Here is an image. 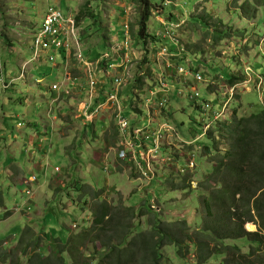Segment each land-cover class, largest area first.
<instances>
[{"label": "rangeland", "instance_id": "1", "mask_svg": "<svg viewBox=\"0 0 264 264\" xmlns=\"http://www.w3.org/2000/svg\"><path fill=\"white\" fill-rule=\"evenodd\" d=\"M244 1L235 3L234 0H150V11L153 13L147 24V33L153 38V42L144 50L143 44L136 39L138 8L133 0H0V73L9 69L19 72L23 66V73L18 79L27 78V70H30L34 76L43 79L41 83H36V78H33L36 87L43 85L41 88L46 97L51 95V91L55 94L51 103H41L39 100L36 103L33 98L23 105L18 97L25 92L28 82L21 83L17 85L19 91L14 93L15 102L7 109V115L15 117L21 114L25 119H37L39 115L46 117L48 114L57 133L53 137L56 150L45 160L49 165L42 179L48 181L47 184L41 185L34 193L32 187L38 184L39 175L33 174L37 181L26 185V194V187H15V181L11 182L12 185L6 181L0 183L1 247L10 249L11 254H21L20 250H17L16 241L26 224H32L39 235L43 236L42 233L50 231L51 234L55 233V237H67L70 230L77 231L78 226L83 225L82 222L89 226L95 211L91 187H99V191H102L103 187L104 190L100 193L102 199L99 201L107 200L114 205L132 206L134 212L141 210L145 205L158 213L162 221L185 220L192 238L185 237L181 244L183 247L188 245V251L179 257L176 254L177 247L173 244L167 245L162 249L160 264H193L196 256V245L192 241L195 239L193 232L198 230L205 216L200 201L201 193L204 192H201L198 183L205 180L215 166L208 157L203 156V147H211L212 141L216 140L219 143V154L224 153L227 148L221 138L215 139L207 134L216 124L229 121L235 110L240 118L264 106V7H257L255 16L251 15V12L241 13L237 8ZM50 6L60 8L75 18L79 42L72 41L64 53L56 51V63L51 62L48 54L33 61L30 58L33 55L34 36ZM83 6L92 8L97 14L96 18L88 15L79 19ZM167 22L179 26L175 28L173 25L174 37L180 47L178 52L174 51L175 47L168 40L161 38L166 34ZM125 41L129 50L125 52L129 58L126 56L124 59L129 60L125 63L127 78L121 70L114 71L113 76H108L104 70L102 73H92L95 67L106 66L105 55L108 53L114 54L111 56V59L115 60L113 64L122 65L123 55L121 51H116V45L124 44ZM112 43L115 46L110 47ZM164 47L169 49V54L162 56L160 53ZM145 57L148 63L143 65ZM63 63H66L68 72L75 73L72 77H85L84 97L80 101V96L73 100L75 92L78 93L74 88L79 87L80 83L66 78ZM180 67L195 69V74H202L203 79L197 81L195 76L188 75L187 70L181 71ZM55 68L60 69L59 76H54ZM166 72L168 77L164 76V82L167 88L157 99L161 102L166 100L168 105L157 109L155 104L158 100H153L151 105L147 104L145 94L150 97L148 90L154 89L152 86L157 76ZM116 73L120 75V79H115ZM232 76L242 78V81L231 87L227 78ZM14 77L15 75H12L9 79L10 77L3 76V79L8 84ZM56 80L74 82L70 94H61V91L52 89L53 81ZM91 81L97 83L95 93L100 91L104 95L120 87L118 103L123 104L119 105L116 112L126 115L129 119L134 116L143 121L140 124L139 120L131 121L132 125H147L143 115L151 111V118L155 121L153 129H162L160 124L167 127L160 143L166 144L174 156L179 155V162L166 165L155 162L156 177L151 180L147 166L145 173H148V176L139 177L133 161L119 159V134L113 121V111H110V125L101 123L103 114L98 115L94 121H84L85 108L91 105L92 100V89L87 90V83L90 84ZM31 86L34 88L33 84ZM133 87L138 88L136 92L131 91ZM195 93L199 96L195 97ZM135 95L138 96L136 99ZM230 95L232 97L228 99L225 111L221 113L222 103L224 104ZM204 102L210 103L218 113L216 118L211 109H200ZM92 121L96 126L94 134ZM206 124H209V127L204 128ZM104 127H108L105 135H109L110 141H107V138L98 140L99 138L94 136L100 135ZM86 133L92 134L90 136L93 137H86ZM141 134L148 135L150 140L149 134ZM145 144L148 145L144 148L147 152L151 144ZM88 145H94L95 148L92 150ZM217 149L212 155L218 154ZM145 154L147 157L148 153ZM169 158L164 159L167 161ZM191 158L195 159L198 168L195 172V168L185 172L188 167L187 160ZM67 172L75 175L78 182L66 181L64 176ZM54 174L55 180L51 178ZM70 193L74 195L71 197ZM29 196L32 197L27 200L29 203H26ZM48 197L51 202L47 201ZM49 203L51 205H48ZM16 207L19 209L15 210ZM50 211L56 212L59 221L55 218L52 222L45 218ZM147 218L146 214L139 215L135 223L146 230L150 226ZM74 224H77L76 228L73 227ZM245 229L256 231L258 225L247 222ZM259 232L262 241L255 249H259L258 256L261 258L264 254V234ZM51 234H48V240L42 241V247L47 252L54 243ZM241 244L242 257L251 259L252 256L248 253L250 245L244 241ZM212 258L206 264H220L221 259Z\"/></svg>", "mask_w": 264, "mask_h": 264}, {"label": "trees", "instance_id": "2", "mask_svg": "<svg viewBox=\"0 0 264 264\" xmlns=\"http://www.w3.org/2000/svg\"><path fill=\"white\" fill-rule=\"evenodd\" d=\"M133 1L138 8L136 39L146 50L147 45L153 42L147 33V24L153 13L150 11V0ZM239 1L234 0L235 3ZM257 7H264V0H245L237 10L251 12L255 16ZM88 15L96 18L97 14L89 6H83L79 19ZM56 51L61 53L62 47L51 51L55 59ZM147 63L145 57L143 65ZM190 72L195 74L196 70L190 69ZM241 81L242 78L236 76L227 78L231 87ZM207 135L221 138L227 148L219 154L216 140L212 141L211 147H203V156L216 163L205 180L198 183L204 191L200 201L205 216L198 230L193 232L195 239L192 241L196 245L193 264H206L212 257L221 259L220 264H264V254L259 258V249H255L262 241L259 231L264 234V106L240 118L235 110L229 121L216 124ZM216 149L218 154L214 156L212 154ZM197 168L196 164L193 172ZM103 190L92 192L95 211L89 226L83 223L77 231L70 230L67 237H55V233L50 231L39 235L32 224H26L16 241L21 254H11L10 249L0 244L1 264H160L162 249L167 245H175L179 257L188 251V245L183 247L181 244L185 237L192 238L185 220L162 221L158 213L145 205L134 212L132 206L99 201ZM145 214L150 226L143 230L135 222L139 215ZM45 218L59 221L55 211L48 212ZM244 222L256 223L258 230L248 231ZM48 234H51L54 243L47 252L42 247V241L48 240ZM235 240L250 245L248 253L251 259L242 257L240 251L243 244L230 242Z\"/></svg>", "mask_w": 264, "mask_h": 264}, {"label": "built area", "instance_id": "3", "mask_svg": "<svg viewBox=\"0 0 264 264\" xmlns=\"http://www.w3.org/2000/svg\"><path fill=\"white\" fill-rule=\"evenodd\" d=\"M41 24L42 25L40 26V28L38 29L37 33L34 36V42L32 46V50H33L32 60L33 61L37 59L38 57L42 56L44 53H46L47 55L48 52H51L60 47H63V46L68 47L70 43L74 40L77 43L79 42V31L76 26L75 18L73 16L67 15L66 13H64L62 10L58 8H55V7L48 8L46 14L43 17ZM116 51H121L123 54L122 65L120 66L117 65L116 71L121 70L124 72V75L126 76V74L128 73H127L125 63L129 62V60L124 61L126 56L127 58H129V56L125 53L129 51L127 42L125 41L124 44H117ZM161 54H164V55L167 54V49L163 48ZM105 57H107V55H105ZM50 58L52 61L53 57H50ZM180 68H181V71H186L183 67H180ZM119 77L120 75L116 73L115 79H120ZM195 79L197 81H200L203 78L199 73H197L195 75ZM0 84L4 86L3 81H0ZM89 85L92 91L95 92L94 90H95V86L97 85V83L95 81H91ZM157 85H158L159 90L157 92L151 93L150 98H146L145 103L151 105L153 100L157 99L158 95L167 88V84L164 82V75L161 74L158 77ZM72 88L73 86L69 87L59 82H54L52 84V89L56 91H61L63 94H70ZM119 88L116 91L112 90L110 93H108L106 96V100L103 101L104 103L98 102L94 104L93 103L94 97H92L91 105L88 108H85V118L84 119L86 121L94 120L95 118L98 117V115L102 114L103 111H106L105 104H108L109 106H111V111H113V115H114L113 121L115 122V127L117 128V132L119 134V142H118L119 150L117 151V157L122 160L129 159L133 161L135 163L136 172L138 173L139 177L148 176V173H145V170H146L145 167L147 166L149 170V174L151 175L150 179L153 180L156 177V174L154 171L155 162H157L158 164H163V165H166L172 162L178 163L180 156L179 155L177 157L174 156V153L172 154L170 153V150L168 149V146H166V144L160 143V138L162 139L164 137L163 131L167 127L164 126V124H160V127H162V129H159L158 131L153 129V125L155 121L152 120L151 118V114H152L151 111L143 115L144 119L147 121V125H144L142 127H138L139 125L134 126L131 124V121H137V120H139V124H140L141 122H143L141 119L135 118L134 116L131 119H129L128 117H126V115L119 114L116 112L117 108L120 105V103H118ZM232 89L233 88H231V90ZM161 95L164 96V94H161ZM198 96L199 94L195 93V97H198ZM231 97L232 95H230L229 97L225 99L224 104L222 103V109L220 111L221 113L225 111L226 105L228 104V99ZM166 104H167L166 100H163L162 102L158 100L155 106L157 109H159V108L166 106ZM201 108L203 111H209L211 109L213 114H215V118H216L217 116L216 114L218 113L214 111V108L211 106L210 103L204 102L201 105L200 109ZM208 125L209 124H206L204 128L208 127ZM143 132L151 136L150 140H149L148 135L141 134ZM167 133L168 132H166V134ZM145 143L151 144L147 152L144 151V148L148 146ZM145 153H148L147 157ZM159 156L161 158H158ZM164 158H169V159L165 161ZM187 162H188V167L185 168L184 170L185 172L190 171V169H194L196 166L194 158H191L189 161L187 160ZM36 181H37V177L32 176L30 178L25 179L23 181V184L26 186Z\"/></svg>", "mask_w": 264, "mask_h": 264}, {"label": "crops", "instance_id": "4", "mask_svg": "<svg viewBox=\"0 0 264 264\" xmlns=\"http://www.w3.org/2000/svg\"><path fill=\"white\" fill-rule=\"evenodd\" d=\"M43 55H46V53H44ZM64 61H66V59ZM66 63H63V66H65L64 75L66 76V78L69 80L70 78H76L75 80L76 83H80L79 87L74 88L78 90V93L75 92L73 96V100L77 98V96H80V98H78L80 101L81 98L84 97L83 90L86 84L84 81L85 77H81V78L77 76L72 77L71 75L75 73L68 72L69 70H67ZM9 70L8 71L5 70L4 72H1L0 77L1 76L10 77L9 79H11L12 75H15L14 78H17V81L12 86H10L8 90L4 91L0 95V183L6 181V183H10V185H12L11 182L15 181V187L17 185H18L17 187L20 186L24 187L23 181L31 177L33 174H36L39 175V182L38 184H34L32 187L35 193L36 190L40 188L41 185L47 184L48 182V181L45 182L46 180H44V178L42 179V177L44 176V174H46V168L49 165L48 163H46L45 160L49 156H51L56 150L55 140H53V137L57 135L56 130L54 129V126H52V122L48 114L46 117H42L39 115L37 119L34 118L25 119L24 115L21 114L16 115L15 117L8 116L6 111L8 108H10L11 104L15 102L14 93L19 91L17 85H20L21 83L28 82L27 83L28 87L25 89V92L21 93V95L18 97V100L23 105L29 103V101H31V99L33 98H35L36 103H38V100L41 103L42 102L51 103L52 102L51 98L55 97V94L51 91V95L46 97V95L42 92V88H41L43 85H41V87L35 86V81L36 83H41L40 81H42L43 79L34 76L33 75L34 73L32 71L27 70V74H26L27 78L18 79L20 71L15 72L14 70L11 71ZM59 71H60L59 68H55L53 72L54 76L58 75ZM33 78H36V80L34 81ZM6 79L8 80V78ZM31 84L34 85V88H32ZM73 100L71 101L73 102ZM105 100H106V95L101 94L99 91L97 95L94 96L93 103L94 104L98 102L104 103L103 101ZM71 101L69 102V104L71 103ZM105 110L106 111H103L102 113L104 117L101 123L110 125L109 118H111L110 116L111 106L106 105ZM107 129L108 127L107 128L104 127V130L100 135L96 134L97 137L99 138L98 140H105V138H107V141H110L109 135L107 136L105 135ZM95 130H96V126L95 123H93L92 134L96 133ZM92 134L86 133L85 135L86 137L91 138L93 137L90 136ZM58 136H60V134ZM90 147L92 148V150L95 148L94 145L91 146L88 145V148ZM55 175L56 174H54L53 177H51L54 180L56 179ZM57 176L62 177L61 175H57ZM64 178L65 179L67 178L66 181L71 180L74 182L75 180L78 182L76 176L68 172L66 176H64ZM58 181L57 183H60ZM91 189L99 191V187L97 189L95 188L93 189L91 187ZM101 189H103V187ZM26 192L28 193V188H26ZM73 195L74 194L70 193L71 197ZM31 197L32 196L27 197L26 203H29L27 200H30ZM49 198L50 197H48L47 201L51 202ZM85 200L86 199H84L83 202H85ZM48 205H51V203H49ZM5 211L6 209L4 210V212ZM53 220L54 219H52L51 221L53 222Z\"/></svg>", "mask_w": 264, "mask_h": 264}, {"label": "bare ground", "instance_id": "5", "mask_svg": "<svg viewBox=\"0 0 264 264\" xmlns=\"http://www.w3.org/2000/svg\"><path fill=\"white\" fill-rule=\"evenodd\" d=\"M50 7H54V6H50ZM58 9H60V8H58ZM61 10V9H60ZM70 14V13H69ZM73 15V14H72ZM112 46H115V44L114 43H112L111 45H110V47H112ZM58 49H60V48H58ZM68 49V47H65V46H63L62 47V51H61V53H64V52H66V50ZM48 55L50 56V57H52L53 56V54H51V52H48ZM111 56L112 55H110L109 53L107 54V57H106V66L105 67H102V66H97V67H95L94 69L93 68H90V69H93V73H102L103 72V70H104V73H106V74H112V73H114V71H116V66L117 65H115V64H113L114 62H115V60H112L111 59ZM30 59H32V57L30 58ZM52 61H54L55 63H56V59L55 58H53V60ZM51 61V62H52ZM54 63V64H55ZM22 73H23V66H22V68H21V70H20V74L19 75H22ZM27 74V73H26ZM114 74H112V76H113ZM65 80V79H64ZM64 80H61V81H57V82H59V83H62V84H64V85H67V86H69V87H71V86H73L75 83L74 82H71V81H69V83H65L64 82ZM70 80H73V81H75L76 80V78H70ZM0 81H3L4 82V86L3 85H0V95L4 92V91H6V90H8L9 88H10V86H12L16 81H17V78H13L12 79V81L11 82H9L8 84L6 83V81H5V79H3V76H1L0 77ZM87 88H90V85L88 84V87ZM61 94H63L62 92H61ZM108 94V93H107ZM96 95V93L95 92H93L92 91V93L90 94V97H94ZM107 96V95H106ZM105 105H108V104H105ZM84 121H86L85 119H84ZM201 124V123H200ZM215 124V123H214ZM213 124V125H214ZM142 125V124H141ZM209 127V126H208ZM213 128H214V126H213ZM201 129V128H200ZM201 131H203V130H201ZM215 131V130H214ZM194 132V131H193ZM196 132V131H195ZM197 134V133H196ZM199 136V135H198ZM110 139V138H109ZM119 142V141H118ZM119 146V145H118ZM103 151V150H102ZM114 151V150H113ZM131 161V160H130ZM182 161V160H181ZM112 163H113V161H112ZM181 163V162H180ZM215 163H216V161H215ZM214 163V164H215ZM123 164V163H122ZM172 164V163H171ZM176 164V163H175ZM188 164V163H187ZM161 165V164H160ZM176 166V165H175ZM179 166V165H178ZM188 166V165H187ZM133 167V166H132ZM186 167V166H185ZM134 168V167H133ZM181 168V167H180ZM165 169V168H164ZM157 170V169H156ZM128 171V170H127ZM124 172V171H123ZM133 172V171H132ZM155 172H157V171H155ZM184 174V173H183ZM186 174H188V173H186ZM160 175V174H159ZM198 175V174H197ZM137 176V175H136ZM131 178V177H130ZM137 178V177H136ZM182 178V177H181ZM183 178H184V175H183ZM120 179V178H119ZM155 179V178H154ZM180 179V178H179ZM122 180V179H121ZM126 180V179H125ZM186 180V179H185ZM199 180V179H198ZM109 181H110V179H109ZM127 181V180H126ZM134 181V180H133ZM148 181V180H147ZM172 182V181H171ZM124 183V182H123ZM131 183V182H130ZM143 183V182H142ZM133 184V183H132ZM128 185V184H127ZM136 185V184H135ZM138 185V184H137ZM144 185V184H143ZM151 184H149V186H150ZM175 185V184H174ZM190 185V184H189ZM149 186H148V188H149ZM163 186V185H162ZM172 186V185H171ZM126 187V186H125ZM124 186H123V188H125ZM147 188V187H146ZM145 188V189H146ZM151 188V187H150ZM181 188V187H180ZM156 189V188H155ZM131 190V189H130ZM148 190V189H147ZM151 190V189H150ZM154 190V189H153ZM158 191V190H157ZM193 191V190H192ZM201 191V190H200ZM152 192H154V191H152ZM173 192V191H172ZM201 192H204V191H201ZM181 193V192H180ZM189 193V192H188ZM158 194V193H157ZM172 194V193H171ZM198 194H199V190H198ZM168 195H169V192H168ZM167 195V196H168ZM174 196V195H173ZM187 196H188V194H187ZM190 196V195H189ZM200 197V196H199ZM156 199V198H155ZM198 200V199H197ZM156 202V201H155ZM191 202V201H190ZM206 204V203H205ZM159 210V209H158ZM195 214V213H194ZM183 216V215H182ZM235 216V215H234ZM185 217V216H184ZM218 217V216H217ZM220 217H221V215H220ZM236 219V218H235ZM217 220V219H216ZM222 221V220H221ZM221 221H220V223H221ZM231 222V221H230ZM219 223V222H218ZM245 223V222H244ZM142 224V223H141ZM225 224V223H224ZM231 224H232V222H231ZM135 225V224H134ZM143 225H144V223H143ZM220 226V225H219ZM140 227V226H139ZM148 227V226H147ZM221 227V226H220ZM144 228V227H143ZM131 229H133V228H131ZM141 229V228H140ZM135 231V230H134ZM213 245V244H212ZM219 253V252H218ZM225 257V256H224ZM222 262V261H221Z\"/></svg>", "mask_w": 264, "mask_h": 264}, {"label": "clouds", "instance_id": "6", "mask_svg": "<svg viewBox=\"0 0 264 264\" xmlns=\"http://www.w3.org/2000/svg\"><path fill=\"white\" fill-rule=\"evenodd\" d=\"M173 25H175V28H178L179 26H178V24H170V23H165V31H166V34L165 35H163V36H161V38H163V39H166V40H168L170 43H171V45H173L174 47H175V52H178V51H180V47H178V45H179V43L177 42V40H176V38L174 37V29H173ZM163 39H161V40H163ZM164 48H166L167 49V54H165V55H168L169 54V49L167 48V47H164ZM123 55V54H122ZM160 55H162V56H165L164 54H161L160 53ZM123 57V56H122ZM123 61V60H122ZM185 69V68H184ZM190 69L191 68H188V69H185V70H187V72H189V74L188 75H190V76H195L196 74H193L192 72H190ZM141 74H143V72H141ZM185 74V73H184ZM247 73H246V71H245V75H246ZM108 75V74H107ZM162 75H164L165 77H167V72L165 73V74H162ZM201 76H202V74H200ZM109 76V75H108ZM160 76V75H159ZM159 76H157V78H156V81L154 82V85L152 86V87H154V89L153 88H151V89H149L148 91L150 92L149 94H151V93H153V92H157L158 90H157V88H158V85H157V79H158V77ZM128 77V75L126 76V78ZM203 77V76H202ZM126 80V79H125ZM137 89L138 88H134L132 91H137ZM112 91V90H111ZM110 91V92H111ZM109 92V93H110ZM138 96L137 95H135V99L137 98ZM150 98L149 97V95L148 94H145V98ZM145 98H144V100H145ZM154 98V97H153ZM121 104H123L122 102H120V105ZM166 105H168V103L166 104ZM94 121V120H93ZM93 121L91 122V123H93ZM88 122V121H87ZM196 164V163H195ZM25 186V185H24ZM28 187V186H27ZM26 187V188H27ZM26 194H27V192H26ZM16 209H18L17 207H16ZM82 223H85V222H82ZM87 224V223H86ZM74 225H76V226H74ZM73 225V227L74 228H76L77 227V224H74Z\"/></svg>", "mask_w": 264, "mask_h": 264}]
</instances>
